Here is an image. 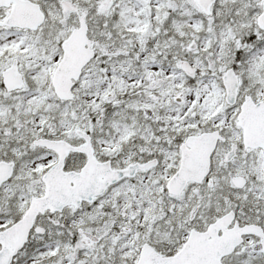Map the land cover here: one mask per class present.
I'll list each match as a JSON object with an SVG mask.
<instances>
[{"label": "snow or ice", "instance_id": "1", "mask_svg": "<svg viewBox=\"0 0 264 264\" xmlns=\"http://www.w3.org/2000/svg\"><path fill=\"white\" fill-rule=\"evenodd\" d=\"M0 264H264V0H0Z\"/></svg>", "mask_w": 264, "mask_h": 264}]
</instances>
